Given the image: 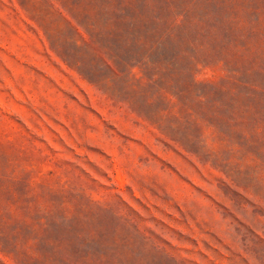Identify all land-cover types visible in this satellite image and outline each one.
<instances>
[{
  "label": "rangeland",
  "instance_id": "374dc122",
  "mask_svg": "<svg viewBox=\"0 0 264 264\" xmlns=\"http://www.w3.org/2000/svg\"><path fill=\"white\" fill-rule=\"evenodd\" d=\"M0 264H264V0H0Z\"/></svg>",
  "mask_w": 264,
  "mask_h": 264
}]
</instances>
